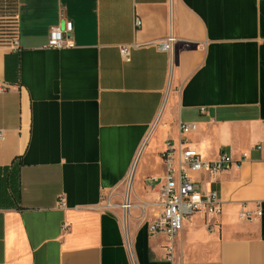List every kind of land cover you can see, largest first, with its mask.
<instances>
[{
  "label": "crops",
  "instance_id": "0c3cea01",
  "mask_svg": "<svg viewBox=\"0 0 264 264\" xmlns=\"http://www.w3.org/2000/svg\"><path fill=\"white\" fill-rule=\"evenodd\" d=\"M66 21L75 47H48ZM0 87V264H264V0H0ZM168 139L248 153L191 171L223 212L174 238L150 234L146 207Z\"/></svg>",
  "mask_w": 264,
  "mask_h": 264
},
{
  "label": "built area",
  "instance_id": "2783aa9c",
  "mask_svg": "<svg viewBox=\"0 0 264 264\" xmlns=\"http://www.w3.org/2000/svg\"><path fill=\"white\" fill-rule=\"evenodd\" d=\"M136 24L139 26L141 21L138 19ZM73 31V22L66 21L64 29L54 27L50 31L48 47L55 49L75 47V42L70 38ZM176 37L169 35L165 40L157 44L161 50L172 51ZM137 44L123 45L120 48L121 54L126 61L131 59V50L137 47ZM21 41L18 35L13 39L12 50L19 52L21 50ZM6 87H0L4 90ZM196 128L194 123H182L180 131L185 134ZM2 137V134H0ZM258 150L264 149V143L255 145ZM161 156L166 164L167 171L163 176H151L150 184H156L158 187V199L155 202H149L146 207H157L158 211L150 221L148 229L152 235H166L174 238L184 229L185 218L197 212L202 213L210 223L223 212V204L217 191L209 193H200L195 190L194 182L190 175L191 171H207L211 174H217L229 170L233 166H240L248 157L244 152L240 159H234L231 155L222 153L214 160L203 158L200 152L193 147L181 141L176 144L173 139L166 141L165 149ZM61 206L65 205L64 199L59 200ZM108 205H111L108 203ZM132 203L126 196L121 203L122 208L127 212ZM262 210L258 207L255 211L245 210L240 213L243 220L252 219L255 216H261ZM168 252L172 257L173 247L168 246Z\"/></svg>",
  "mask_w": 264,
  "mask_h": 264
},
{
  "label": "bare ground",
  "instance_id": "6f19581e",
  "mask_svg": "<svg viewBox=\"0 0 264 264\" xmlns=\"http://www.w3.org/2000/svg\"><path fill=\"white\" fill-rule=\"evenodd\" d=\"M132 174H130V178H129V180H130V183L132 182ZM130 183H129V186H130Z\"/></svg>",
  "mask_w": 264,
  "mask_h": 264
},
{
  "label": "rangeland",
  "instance_id": "374dc122",
  "mask_svg": "<svg viewBox=\"0 0 264 264\" xmlns=\"http://www.w3.org/2000/svg\"><path fill=\"white\" fill-rule=\"evenodd\" d=\"M151 185H155V184H151ZM142 220V219H141ZM143 222V221H142Z\"/></svg>",
  "mask_w": 264,
  "mask_h": 264
}]
</instances>
